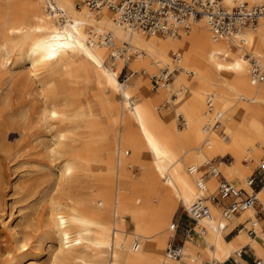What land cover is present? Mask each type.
<instances>
[{"label": "bare ground", "instance_id": "6f19581e", "mask_svg": "<svg viewBox=\"0 0 264 264\" xmlns=\"http://www.w3.org/2000/svg\"><path fill=\"white\" fill-rule=\"evenodd\" d=\"M3 1L0 72L19 66L37 80L38 121L56 176L46 264H203L205 256L221 264L243 243L264 264L255 207L243 211L250 221L240 229V244L226 238L236 214L224 218L212 205L196 226L206 228L203 246L188 239L181 259L166 254L179 202L187 207L218 186L217 176L203 180L210 160L230 154L233 160L219 161L218 169L249 191L247 179L264 160V80L254 82L251 74L253 58L264 66V20L215 39L207 14L171 35L131 28L116 10L93 11L81 0ZM261 1L220 0L227 8ZM177 66L172 80L153 92L152 77ZM165 102L171 106L162 114ZM218 118L222 132L213 127ZM5 184L0 171V206ZM258 195L264 205V186ZM16 247L27 250L28 238L17 236ZM4 250L0 245V256Z\"/></svg>", "mask_w": 264, "mask_h": 264}, {"label": "rangeland", "instance_id": "374dc122", "mask_svg": "<svg viewBox=\"0 0 264 264\" xmlns=\"http://www.w3.org/2000/svg\"><path fill=\"white\" fill-rule=\"evenodd\" d=\"M4 3L0 0V7ZM15 3L21 4L22 0H17ZM106 65L111 67V58L106 61ZM127 66L128 63L121 69L119 74L121 81H124L128 75ZM142 78H149V73L144 72ZM152 84H155L154 79ZM156 89L157 87H153L152 91L155 92ZM40 98L37 80L26 75L19 66L13 67L10 72H0V171L6 180L4 198L0 206V245L6 250L0 256V264H35L36 262V264H46L53 250L48 239H44V235L49 229V193L51 194L56 176L49 169L51 162L48 148L44 143L48 139L38 121ZM119 99L122 97L119 96ZM164 104L160 108L162 114L171 106L167 102ZM24 110L28 111L27 117L22 116ZM178 126H184L182 115H179ZM222 129V126L217 128L219 132H222ZM213 159L215 163L221 160L230 163L233 160L230 154L216 156ZM134 172L138 174L139 170L134 169ZM185 207L179 202L173 217L182 218L177 233H181L190 222V218L184 213ZM126 225L128 230L132 229L129 219ZM235 232L229 233L228 236H232ZM17 236L28 238L27 250L17 249ZM53 242L55 243V240ZM243 249L252 252L248 247ZM11 257L12 260L9 259ZM235 257L237 256L233 254L232 258ZM206 260L210 259L206 258L205 264ZM221 264H229V261Z\"/></svg>", "mask_w": 264, "mask_h": 264}, {"label": "built area", "instance_id": "2783aa9c", "mask_svg": "<svg viewBox=\"0 0 264 264\" xmlns=\"http://www.w3.org/2000/svg\"><path fill=\"white\" fill-rule=\"evenodd\" d=\"M90 8L98 10L107 6L119 13L121 22L128 24L131 28L144 32L179 35L182 28L187 29L190 18H196L202 14H207L210 26L215 39L231 35L242 26H256L260 19L264 20V0L259 4L249 5L248 2H241L232 8L223 6L220 0H81ZM178 62V57L175 58ZM180 67H175L173 71L164 69L161 76L154 75L155 87L160 84H167L172 80L174 72ZM252 80L259 82L264 80V66L257 58L252 59ZM209 106L213 103L210 100ZM184 121V119H183ZM221 126V121L215 120L213 127ZM264 174V160L259 163L247 179V184L251 190L236 185L226 178L218 169V163L214 159L210 160L207 170L203 174L204 178L217 176L219 178L216 190L209 195H199L192 203L185 207L184 213L190 218L189 224L184 229L183 240L176 238L181 227L182 218H173L172 227L175 235L167 246L166 254L170 258L181 259L183 247L186 240H192L195 233L204 234L206 228L196 229L200 219L211 215V206H216L224 218H231L235 214H240L250 207H256L260 203L259 180ZM204 190L203 182L199 183ZM260 212L256 216L259 219ZM243 222H239L229 233L236 231ZM138 240L134 242V247L138 248ZM243 252H239L241 256ZM167 264V263H166ZM207 264H220L217 260H208ZM255 264H261V259L255 260Z\"/></svg>", "mask_w": 264, "mask_h": 264}, {"label": "crops", "instance_id": "0c3cea01", "mask_svg": "<svg viewBox=\"0 0 264 264\" xmlns=\"http://www.w3.org/2000/svg\"><path fill=\"white\" fill-rule=\"evenodd\" d=\"M223 162L227 163L225 161H223ZM263 186H264V174H262V178H261V180H259V187L262 188ZM255 209H256L255 217H256L257 222H258V229L261 231V233L263 235V233H264V205L262 203L258 204L255 207ZM257 211L260 212L259 219L256 216ZM249 221H250V217L249 216L248 217L243 216V212H241L240 214H236L235 217H234V220L232 221V225H231L230 229L226 233V238L228 240L232 241L235 244H240L241 241L238 239V235L240 233V229L246 227ZM239 222H243L244 225L240 226L236 230V232L232 236L229 237L228 236L229 231L232 230L235 226H237ZM186 226H187V224H186ZM185 227H184V229H185ZM256 228H257L256 226H252L251 229L249 230L250 235L252 237H254V238H257L258 235H259L258 231H257L258 229H256ZM183 231L184 230H181V233H177L176 234V238L178 240H183V238H184V232ZM201 236H202L201 234H199V233L196 234L195 233L194 238L192 239V243H194L198 247H202L203 246V241H202V237ZM259 242H260L261 246L264 248V238H263V236L261 238H259ZM245 247H248L249 250L252 251V252L251 253L250 252H246V249L245 250L243 249ZM239 252H243L241 256L238 255ZM233 254H235L237 257H240V259L237 258V257L232 258ZM233 254L230 255V259L231 258L232 259L229 261L230 262L229 264H255V260L259 258L258 255L256 254L254 248L249 243L241 244L240 251H238L237 248H234ZM254 257H255V259L253 260ZM206 258H209L210 260L215 259V258H210L208 256H205V258L203 260V264H205L204 261H205ZM252 260H253V263L251 262ZM207 261L208 260H206V264H207ZM181 264H184V263L182 262Z\"/></svg>", "mask_w": 264, "mask_h": 264}]
</instances>
